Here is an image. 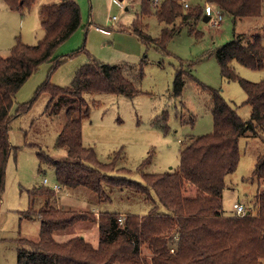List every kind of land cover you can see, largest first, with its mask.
Segmentation results:
<instances>
[{
    "label": "trees",
    "instance_id": "obj_1",
    "mask_svg": "<svg viewBox=\"0 0 264 264\" xmlns=\"http://www.w3.org/2000/svg\"><path fill=\"white\" fill-rule=\"evenodd\" d=\"M3 1L9 10L25 16L38 0ZM206 3L234 21L258 17L263 6V0H206ZM205 4H189L185 8L182 0H163L152 10L149 0L142 1V16L154 14L166 26L160 37L153 38L140 27V20H135L132 32L161 51L166 50L168 42L183 26L190 25L189 33L201 39L203 33L191 25L202 20ZM39 14L44 37L35 45H28L17 37L9 55L0 56V196L5 189L7 165L13 151L11 121L29 112L33 103L46 94L50 96L47 117L55 118L64 110L66 118L55 149L65 153L67 160L39 154L42 163L56 169L60 188L85 184L100 201L110 200L103 189L104 183L130 188L148 199L154 191L166 212L158 213L156 202L143 216L99 212L96 217L91 210L79 214L75 210L61 209L49 200L38 211L30 206L21 212V220L40 225L36 229V239L23 236L17 240V264H261L264 260V155L258 157L252 173V178L259 183L255 196L256 214L226 216L223 193L226 177L236 171L240 162V139L249 136L264 141V79L257 83L243 79L233 66L237 62L252 70L264 69L262 36L238 34L214 52L222 77L239 82L246 92L245 103L252 108L250 118L242 119L220 90L211 89L213 132L190 138L180 153V165L176 170L163 174L143 173L144 182L140 183L109 174L116 169L120 151L114 153L110 162L103 163L94 148L83 143V122L90 118L87 94L129 98L138 94L134 82L125 77L120 66L90 57V61L77 71L71 86H55L49 75L37 88L33 100L17 104L16 94L42 64L51 62L50 73L61 66L64 59L54 57L56 49L82 25V13L76 0L46 4ZM185 76L181 65L173 80L175 97L183 93ZM16 105V113L12 115ZM162 120L159 126L167 131L166 115ZM148 163L149 159L142 166ZM121 172L129 175L130 170L122 169ZM31 193L51 196L56 192L39 187ZM84 224L86 228L98 227L97 244L82 235L57 241V235L64 236L75 230L76 225ZM143 247L151 251L150 260L143 256Z\"/></svg>",
    "mask_w": 264,
    "mask_h": 264
},
{
    "label": "rangeland",
    "instance_id": "obj_2",
    "mask_svg": "<svg viewBox=\"0 0 264 264\" xmlns=\"http://www.w3.org/2000/svg\"><path fill=\"white\" fill-rule=\"evenodd\" d=\"M57 1L38 0L31 11L21 16L9 10L7 4L0 0V56L9 55L17 37L28 45L37 44L45 34L40 9ZM142 1L145 0H128L121 7L114 0H76L82 13V25L56 49L54 57L64 59L61 66L50 73L51 62L42 64L16 94L18 105L30 102L49 75L53 85L69 87L77 71L90 61V57L120 66L125 77L134 82L138 94L133 98L87 94L90 118L83 122V143L86 147H93L103 163L110 162L114 153L120 151L116 169L109 174L140 183L144 182L143 173L163 174L176 170L180 165V153L190 138L213 132L211 89L220 90L242 119L250 118L252 108L245 103L246 92L239 82L222 77L214 52L242 33L249 36L260 34L264 43L263 0L258 17L236 22L226 16L218 26L211 21L199 20L191 26L203 33L201 39L189 33L190 25L183 26L168 42L166 50L161 51L132 32L135 20H140V27L153 38L160 37L166 26L154 14L142 16ZM162 1L149 0L148 6L154 10ZM186 1L194 6H203L206 2ZM181 65L186 72L185 87L182 95L175 97L173 80ZM233 66L243 79L254 83L264 79V69L252 70L237 62ZM49 100V95H42L29 112L17 115L11 121L10 143L13 151L7 165L5 189L0 196V264H17L19 238L36 239L39 222L21 220V212L30 206L38 211L49 200L61 209L75 210L79 214L93 212L96 217L99 212L143 216L158 203L154 191L148 199L130 188L121 189L107 183L103 184V189L110 200L105 201H100L98 195L85 184L77 188L60 185L62 188L54 190L59 185L56 169L42 163L39 154L67 160L65 153L55 149L58 133L66 118L64 110L55 118L47 117ZM18 105L12 110V115ZM165 115L163 123L167 131L159 126ZM239 148V165L225 179L223 211L226 216L236 215L233 205L238 202L246 204L249 213H257L255 196L259 183L252 178V173L258 157L264 155V141L260 137H242ZM147 159L149 163L142 166ZM122 169H129V175L121 172ZM39 187L56 193L51 196L33 195L32 190ZM157 212L163 214L166 209L158 203ZM86 226L76 225L75 230L64 236L57 235L56 239L66 241L77 237L85 233L81 228ZM88 233L86 240L97 244V233ZM142 253L148 260L151 259L152 253L147 247H143Z\"/></svg>",
    "mask_w": 264,
    "mask_h": 264
},
{
    "label": "built area",
    "instance_id": "obj_3",
    "mask_svg": "<svg viewBox=\"0 0 264 264\" xmlns=\"http://www.w3.org/2000/svg\"><path fill=\"white\" fill-rule=\"evenodd\" d=\"M116 3L119 4L121 7H123L124 4L126 3V0H119V1L116 0ZM182 3L184 4L185 8L189 7V3L186 0L182 1ZM204 14L210 17V21L213 22L214 26L220 25V22L224 18L222 16V14L220 13V11L216 10L215 7L210 3L205 4ZM59 188L60 187L58 185L57 187H55L54 190H58ZM233 208H234V211H235L237 216H245V215L249 214V209L244 203H240V202L235 203L233 205ZM171 251L173 252V250H171Z\"/></svg>",
    "mask_w": 264,
    "mask_h": 264
},
{
    "label": "crops",
    "instance_id": "obj_4",
    "mask_svg": "<svg viewBox=\"0 0 264 264\" xmlns=\"http://www.w3.org/2000/svg\"><path fill=\"white\" fill-rule=\"evenodd\" d=\"M119 1V0H118ZM127 1L128 0H126V3H127ZM114 2L116 3V0H114ZM117 4V3H116ZM117 5H119V4H117ZM205 16V14L203 15V17ZM242 19H244V18H241L240 20H242ZM202 21H203V18H202ZM210 21V20H209ZM238 21V20H237ZM236 21V22H237ZM204 22V21H203ZM257 35H260V34H257ZM261 36V35H260ZM246 205V204H245ZM98 212V211H97ZM249 212H250V210H249ZM81 230H83V232H85V233H82L81 235L85 238V239H88V237H87V234H89L88 232H93L94 234H96L97 235V237H98V227H94V228H85V227H83V228H81Z\"/></svg>",
    "mask_w": 264,
    "mask_h": 264
},
{
    "label": "water",
    "instance_id": "obj_5",
    "mask_svg": "<svg viewBox=\"0 0 264 264\" xmlns=\"http://www.w3.org/2000/svg\"><path fill=\"white\" fill-rule=\"evenodd\" d=\"M209 20H210V17H209V16L205 15V16L203 17V21H204V22H208Z\"/></svg>",
    "mask_w": 264,
    "mask_h": 264
}]
</instances>
